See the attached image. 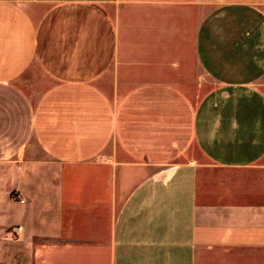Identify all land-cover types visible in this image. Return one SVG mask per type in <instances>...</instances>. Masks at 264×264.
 Instances as JSON below:
<instances>
[{
    "label": "crops",
    "instance_id": "crops-1",
    "mask_svg": "<svg viewBox=\"0 0 264 264\" xmlns=\"http://www.w3.org/2000/svg\"><path fill=\"white\" fill-rule=\"evenodd\" d=\"M0 264H264V0H0Z\"/></svg>",
    "mask_w": 264,
    "mask_h": 264
},
{
    "label": "rangeland",
    "instance_id": "rangeland-1",
    "mask_svg": "<svg viewBox=\"0 0 264 264\" xmlns=\"http://www.w3.org/2000/svg\"><path fill=\"white\" fill-rule=\"evenodd\" d=\"M213 86L212 81L205 76L197 67L194 66V79L191 83L184 85L183 88L186 90L187 94L191 98L192 102H197L199 97L203 94V92L211 88ZM189 155L194 157L197 161L204 160L202 158L201 153L196 149V147H192L190 149Z\"/></svg>",
    "mask_w": 264,
    "mask_h": 264
},
{
    "label": "built area",
    "instance_id": "built-area-1",
    "mask_svg": "<svg viewBox=\"0 0 264 264\" xmlns=\"http://www.w3.org/2000/svg\"><path fill=\"white\" fill-rule=\"evenodd\" d=\"M20 201L23 202V199H21Z\"/></svg>",
    "mask_w": 264,
    "mask_h": 264
}]
</instances>
